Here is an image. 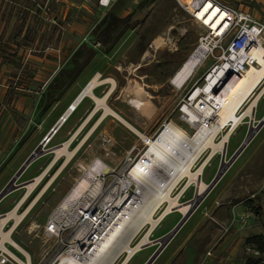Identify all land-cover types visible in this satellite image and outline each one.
Here are the masks:
<instances>
[{"label": "rangeland", "instance_id": "rangeland-1", "mask_svg": "<svg viewBox=\"0 0 264 264\" xmlns=\"http://www.w3.org/2000/svg\"><path fill=\"white\" fill-rule=\"evenodd\" d=\"M97 1L0 0V191L43 143L80 89L96 74L116 83L106 105L148 138L154 137L166 120H172L189 135L193 133V129L182 123L179 108L187 102L190 93L203 84L213 58L206 59L182 88L173 85L171 79L196 49L205 29L176 0H118L109 9H101ZM179 1L185 4L188 0ZM216 2L250 13L253 19L264 24V0ZM110 15L128 18V21L103 42L92 31L104 16ZM159 37L164 40L156 46L153 43ZM82 44L86 49L75 75L69 80L66 74L60 76V72L66 73L72 68L71 57ZM55 78L65 85L48 101L47 93L55 91L57 85H54ZM136 84L149 95L147 100L152 110L148 115L135 111L127 103L135 95ZM109 86L97 87L95 94L102 97ZM261 99L256 116L259 120L264 116V96ZM86 101L44 146V155L26 168L16 184L29 182L46 168L54 158L53 150L68 139L95 108L92 100ZM102 113L101 108L73 139L69 150L79 147L74 158L13 232V240L34 261L47 246L43 243V230L50 215L83 175L80 166L88 168L97 160L116 169L128 155L137 156L146 148L134 131L111 115L97 125ZM251 125V119L250 123L244 122L230 138L226 161L244 141ZM221 154H217L204 171L202 179L207 185L217 174ZM63 161L64 157L53 166L43 183L50 180ZM197 167L198 163L194 170ZM184 183L182 181L171 196H178L180 204H191L196 197V187L191 186L179 194ZM17 190L0 202V213L25 193V190ZM40 190L25 202L21 212ZM237 207L243 209V214L234 212ZM181 217L174 212L161 220V225L158 226L159 223L150 236L153 242L150 249L139 252L129 264H144L157 250L155 242ZM188 219L152 264H264V254L259 251L264 249V126ZM33 224L37 227L31 230ZM236 248L238 250H234Z\"/></svg>", "mask_w": 264, "mask_h": 264}, {"label": "bare ground", "instance_id": "bare-ground-1", "mask_svg": "<svg viewBox=\"0 0 264 264\" xmlns=\"http://www.w3.org/2000/svg\"><path fill=\"white\" fill-rule=\"evenodd\" d=\"M190 1L191 0H188L185 4L190 3ZM198 3H201V5L199 10L195 13L197 14L198 19L203 22L202 26L209 27L212 31H216L221 26L219 32H222L226 26L224 21L231 19L230 13H227L224 8L210 0H200ZM163 40L159 37L154 40L153 44L157 46L162 43ZM206 49L205 44H201L189 54L172 77L171 83L173 85L178 88H182L188 80H190L196 69L203 65L204 61H206ZM101 77L102 76L99 74H96L88 80V82L80 89V92H78L74 99L67 105L68 107L64 110L61 119H58L52 127V130L46 135L47 140L42 143L43 148L46 144L51 142L54 135L58 132L57 130H59L68 121V119L73 117V114L86 98L93 101L95 108L89 111L82 123H80V125L69 135V138L53 150L54 158L43 170V173L33 181L25 184L27 191L22 199L20 198V202L28 199L29 195L33 193L35 188L39 184H42L40 183L41 179L44 176H47L53 166L62 157H64V161L60 169H58L50 180L44 184L37 197L31 201L25 211L20 214L19 206L17 205L16 208L10 212V214H7L6 216L4 214V216L0 218V245L6 240L12 241L11 234L32 210L41 195H43L51 184H53L57 175L61 173L68 163L74 158L79 147L73 151L69 150V146L73 141V138L79 134L85 124L90 120L91 116L102 108L103 113L97 125L108 115H111L126 124L147 145H149L147 155L157 166V173L160 178L159 183L150 182L151 180L144 181V185H146V187L143 188L139 200L127 211V213H125L126 217H124L125 214L123 215V219H120L119 221V226L115 227L111 231L112 233L109 234L108 239L103 244V248L98 251L97 258L93 261L94 263H92L113 264L115 259L122 252H126L122 264H129L132 261L131 260L129 262V259L135 253L146 249L151 243L150 236L153 229L158 225L156 224L157 221L154 219L153 215L162 203H167L166 210L158 216V218H162V220L165 217L167 218L170 214H174V212L183 216L190 209L189 204L183 205L178 202V196L175 198H172L171 196L172 190L176 188L175 186H177L183 176H186L187 180L185 181L179 194L184 193L191 186L196 187L195 196L202 195L204 193L205 189H207V183L202 179L204 169L210 166V162L215 155H220L224 152L226 143L228 142L229 144L230 138L235 135L237 128H239L244 122L246 123V120L243 119V117H238L237 112L239 109L242 110L243 106L246 105L245 107H247V109L245 115L248 116V120H252L253 116L257 113L259 104L258 100L264 96V61L260 60L259 67H253L241 76H227L223 81H220L217 84V87L214 88L217 92H212L210 95L214 100H217L222 105V108L220 110L221 112H219L218 126L214 127L209 134L203 136L199 133L194 137H191L188 136L184 130L176 126V129L171 135L163 133L156 140H153L133 128L121 116L106 105V101L111 93H113L116 83L113 79H104ZM104 84H109V89L102 97H98L95 94V90L97 87ZM203 86H198L196 91L192 93L191 99L193 100V103L191 106H193L194 102L198 99L197 95ZM147 94L148 93H146L142 86L136 84L135 95L129 98L127 103L135 111L148 115L152 109L149 107V101L147 100L149 95ZM183 109L188 115V124L196 120L197 115L193 108L185 105L183 106ZM253 120V125L251 126H254ZM228 122H231L230 125H227ZM223 127L226 128L224 131H221V128ZM218 136L220 140L216 141ZM206 148L209 149L206 158L201 159L196 170H192V167L195 165V160L198 159L200 154ZM80 167L81 170H83L82 177L77 181V185L69 191V193L63 198L64 200H62L53 211V216L57 219L61 218L69 209L71 204L75 202L77 198L92 184L94 172L100 170L101 168L103 170L104 168V172L107 173L111 169L108 165L97 160L93 161L88 168H85L82 165ZM10 219L14 222L13 227L9 231L5 232L2 230L3 226H5ZM146 224L151 225L149 230L143 236L137 238L138 233ZM36 227L33 224L30 229L33 230V228L36 229ZM135 239L136 241L132 245V242ZM143 245L147 246L141 247ZM18 246L20 249L24 250L19 244Z\"/></svg>", "mask_w": 264, "mask_h": 264}, {"label": "built area", "instance_id": "built-area-1", "mask_svg": "<svg viewBox=\"0 0 264 264\" xmlns=\"http://www.w3.org/2000/svg\"><path fill=\"white\" fill-rule=\"evenodd\" d=\"M81 1L85 2V0ZM117 1L98 0L97 4L101 9H109ZM176 1L195 22L202 26L203 22L198 19L195 13L200 8L201 3H198L200 0H191L188 4ZM210 1L230 13L231 19L224 21L226 26L222 32H219L221 26L216 31L202 26L205 29V34L199 38L198 45L205 44L207 59L213 58V63L203 77L202 86H204L201 87L202 89L197 95L198 99L193 106H191L193 103L191 95L196 89L190 93L187 102L179 108L182 123L193 129L191 135L185 131L191 137L199 133L203 136L207 135L214 127L218 126L222 105L210 95L216 91L214 88L217 87V84L230 73L231 76H241L251 68L259 67L260 60L264 61V24L260 20L253 19L250 13L224 7L216 0ZM185 105L193 108L197 115L196 120L190 124L187 123L188 115L183 109ZM246 109L247 107L239 109L237 112L239 118L249 119L245 115ZM230 123L228 122L227 125ZM176 126L183 130L172 120L163 121L156 135L151 139L156 140L163 133L171 135ZM226 127L221 128V131H224ZM145 145L146 148L137 156L128 155L119 168L110 169L107 173L104 172V168L94 172L92 184L71 204L61 218H55L52 212L43 230V243L47 246L38 260H32L29 253L20 249L16 244L4 241L0 245V264L94 263L98 251L103 248V244L112 233L111 231L119 226L123 215L139 200L143 188L146 187L144 181L160 182L157 166L147 155L149 145L146 143ZM208 150L206 148L200 154L195 160V164L206 158ZM194 167L195 165L192 170ZM186 180V176H183L177 186ZM177 186L175 187L177 188ZM166 208L167 203L164 202L153 215L157 221L156 224L162 220L158 216ZM150 226V224H146L138 235L143 236ZM125 255L126 252H122L113 264H122Z\"/></svg>", "mask_w": 264, "mask_h": 264}, {"label": "water", "instance_id": "water-1", "mask_svg": "<svg viewBox=\"0 0 264 264\" xmlns=\"http://www.w3.org/2000/svg\"><path fill=\"white\" fill-rule=\"evenodd\" d=\"M228 77H231V73L228 75ZM264 126V116L258 121L256 126H251L247 132V135L244 139V141L241 143V145L237 148V150L231 155V157L226 161V151L222 152L221 154V162L220 166L218 168L217 174L213 177V179L210 181V183L207 185V189H205L204 193L202 195L196 196L189 204L190 209L186 214H184L181 219L176 223V225L164 236H162L160 239H158L155 243L158 245L152 255L148 258V260L144 264H152L156 258L160 255V253L164 250V248L167 246V244L172 240V238L178 233V231L181 229V227L185 224L188 218L192 215V213L195 211V209L200 205V203L203 201V199L206 197V195L215 187V185L219 182V180L222 178L223 174L227 171V169L232 165V163L237 159V157L242 153V151L245 149V147L250 144V141L253 139L255 134ZM47 137L43 140L46 141ZM45 151L43 149L42 143L38 145L35 150L27 157V159L24 161V163L19 167V169L15 172L13 177L9 180L7 184L3 187V189L0 191V201L3 198H6V196L13 191L19 189L22 187L23 183L16 184L19 177L22 175V173L28 168V166L44 155Z\"/></svg>", "mask_w": 264, "mask_h": 264}, {"label": "trees", "instance_id": "trees-1", "mask_svg": "<svg viewBox=\"0 0 264 264\" xmlns=\"http://www.w3.org/2000/svg\"><path fill=\"white\" fill-rule=\"evenodd\" d=\"M147 1V0H145ZM144 1V2H145ZM128 21V18H125V19H119L113 15H110V16H107L100 21L99 24H97L93 31H92V34L93 35H98L99 38L101 40H103V42H106L107 39L110 38V36L112 34H114L115 32L119 31L120 27L125 25ZM105 39V40H104ZM85 45L82 44L81 46H79L77 48V50L73 53L72 57H71V61H72V68L68 71L65 72H60L59 75L62 76L63 74H66L67 75V78L68 80L71 79L75 73L77 72L78 68L81 66V63L79 62L80 59L83 57V54H84V51H85ZM91 51H89L90 53ZM55 82L54 85H56V87L54 85H52V87L54 88L55 87V91H49L46 95L48 101H51L54 97V95H56V91H60L63 86L65 85V82L64 81H61V80H58L57 78H55L53 80ZM255 203V206L257 207L258 205L256 204V202L254 201ZM259 251L261 253L264 254V249L263 248H260Z\"/></svg>", "mask_w": 264, "mask_h": 264}, {"label": "crops", "instance_id": "crops-1", "mask_svg": "<svg viewBox=\"0 0 264 264\" xmlns=\"http://www.w3.org/2000/svg\"><path fill=\"white\" fill-rule=\"evenodd\" d=\"M88 98H86L85 99V101L87 100ZM90 100V99H89ZM262 99L260 98L259 100H258V102H260ZM85 101L83 102V103H85ZM87 102V101H86ZM257 102V103H258ZM94 109V108H93ZM258 113L259 112H257L256 113V115L255 116H253V121L254 122H256L257 123V121H259V118L257 119V115H258ZM92 115V114H91ZM94 115V114H93ZM92 115V116H93ZM92 116H91V118H92ZM90 118V119H91ZM246 122H249L250 123V120H247ZM86 125V124H85ZM238 129V128H237ZM58 131V130H57ZM56 131V132H57ZM55 132V133H56ZM54 133V134H55ZM75 138V137H74ZM73 138V139H74ZM224 151H226V152H228L229 150H228V142L226 143V148H225V150ZM216 156V155H215ZM213 160V159H212ZM211 160V161H212ZM211 163V162H210ZM211 165V164H210ZM45 168V167H44ZM44 168L41 170V172L39 173V175H36L33 179H31V180H29V182H31V181H33L35 178H37V177H39L42 173H43V170H44ZM204 171H205V169H204ZM47 176H44L42 179H41V182L40 183H42V184H39L36 188H35V190L33 191V193H31L30 195H29V197H28V199H31V197H32V195H34L35 196V194H37V193H35L36 192V190H40V188L45 184V183H43V181H44V179L46 178ZM202 177V176H201ZM29 182H24L23 183V185H22V187L21 188H19V191L22 189V190H25V193H26V191H27V188H26V186H25V184H27V183H29ZM39 188V189H38ZM196 189V188H195ZM18 191V190H17ZM16 192V191H15ZM25 193H23L21 196H20V198L22 199V197L25 195ZM18 199L8 210H5L3 213H0V218L1 217H3L4 216V214H5V216L7 215V214H10V212H12L15 208H16V206L18 205L19 206V213L21 212V208L23 207V205L25 204V202H27L28 201V199H26V200H24L23 202H20V200L21 199ZM4 199V198H3ZM2 199V200H3ZM1 200V201H2ZM0 201V202H1ZM32 201V200H31ZM254 202V201H253ZM29 206V205H28ZM27 206V207H28ZM27 207H26V209H27ZM24 211H25V209H24ZM234 212H237V214L239 213V214H243V209L242 208H239V207H237L236 209H234ZM22 213V212H21ZM20 213V214H21ZM166 218V217H165ZM165 218L163 219V220H165ZM163 220H162V222H163ZM161 222V223H162ZM161 223L158 225V226H160L161 225ZM13 224H14V222H13V220H8V222L5 224V226H3V231H5V232H7V231H9L12 227H13ZM157 226V227H158ZM156 227V228H157ZM182 228V227H181ZM14 231H16V230H14ZM154 231H155V229H154ZM154 231H152V232H154ZM179 232V231H178ZM14 233H12L11 234V238H12V235H13ZM1 238V237H0ZM174 238V237H173ZM6 241H8V240H6ZM9 242H12V243H14V244H16V246H18V243L17 242H15L14 240H13V238H12V241H9ZM3 243V242H2ZM152 241H151V243L147 246V247H150L151 245H152ZM19 247V246H18ZM150 249V248H149ZM234 250H238L237 248L236 249H234ZM26 251V250H25ZM27 252V251H26ZM140 252V251H139ZM139 252H137V253H135L130 259H129V262L134 258V256L135 255H137ZM217 252H219V251H217ZM216 252V253H217ZM209 255H210V253H208ZM30 255V254H29Z\"/></svg>", "mask_w": 264, "mask_h": 264}, {"label": "flooded vegetation", "instance_id": "flooded-vegetation-1", "mask_svg": "<svg viewBox=\"0 0 264 264\" xmlns=\"http://www.w3.org/2000/svg\"><path fill=\"white\" fill-rule=\"evenodd\" d=\"M147 248H149V247H147Z\"/></svg>", "mask_w": 264, "mask_h": 264}]
</instances>
